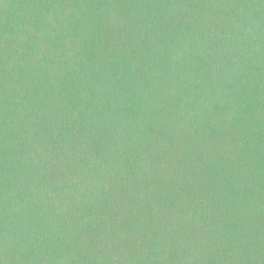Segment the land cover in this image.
<instances>
[{
	"label": "trees",
	"instance_id": "trees-1",
	"mask_svg": "<svg viewBox=\"0 0 264 264\" xmlns=\"http://www.w3.org/2000/svg\"><path fill=\"white\" fill-rule=\"evenodd\" d=\"M0 264H264V0H0Z\"/></svg>",
	"mask_w": 264,
	"mask_h": 264
}]
</instances>
